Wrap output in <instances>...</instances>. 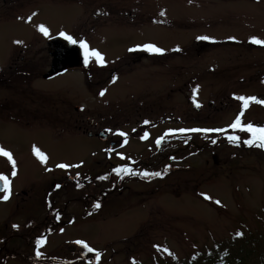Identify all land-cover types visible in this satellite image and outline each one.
<instances>
[{
    "label": "rangeland",
    "instance_id": "rangeland-1",
    "mask_svg": "<svg viewBox=\"0 0 264 264\" xmlns=\"http://www.w3.org/2000/svg\"><path fill=\"white\" fill-rule=\"evenodd\" d=\"M61 32L105 63L92 56L45 79L47 41ZM253 36L264 39V0H0V147L17 174L6 157L0 171L20 191L0 199V247L11 242L0 264H176L235 237L253 252L241 264H260L264 149L227 128L242 110L243 123L264 126V105L236 99L264 100V45ZM118 129L129 131L125 148ZM130 156L161 175L117 180L115 164Z\"/></svg>",
    "mask_w": 264,
    "mask_h": 264
},
{
    "label": "snow or ice",
    "instance_id": "snow-or-ice-1",
    "mask_svg": "<svg viewBox=\"0 0 264 264\" xmlns=\"http://www.w3.org/2000/svg\"><path fill=\"white\" fill-rule=\"evenodd\" d=\"M163 14V13H162ZM33 15H35V13H33ZM29 21H31V16L28 18ZM39 31H41L45 36L49 35V30L44 26V25H38L37 26ZM61 36H65L66 39H68L69 41H71L72 43H77V40H75L72 36L67 35L64 32L60 33ZM198 39H212L210 37H198ZM229 39L235 40V37H229ZM251 41L255 44H259V45H264V39H260L258 37H251L250 38ZM15 43H22V41H16ZM80 46L82 48L85 49V63L87 64L88 62V58L94 56L96 58V60L103 65L105 63L104 59H103V55L95 49L89 50V46L87 44L86 41H79ZM139 47V46H138ZM142 47H144L145 49L149 50V51H153V52H157V53H162L164 50L160 49L158 47H156L155 45L152 44H146L143 45ZM106 91V90H105ZM100 95H104V91H101ZM237 100H240L243 102V109H247L249 106L250 102H256L259 104L264 105V100H258L256 97H246V96H237L236 97ZM196 107H200V104L197 103ZM244 115V111L242 110L240 113L237 114L235 120L229 124L227 126V128H231V129H239L240 131L243 132H247V133H251V139L245 140L244 143L249 145V146H258L262 149H264V126H257L254 125L252 123H243L242 121V117ZM145 123H149L148 121H145ZM227 128H219V129H211V128H204V129H200V128H192V129H179V132H201V133H209V132H226ZM117 134L124 137L127 134L122 132V131H117ZM148 134L145 133L144 137H141L142 139L147 138ZM164 139L163 136H161L160 138L157 139V144H159L162 140ZM227 139L236 144L239 142L240 137L236 136V135H229L227 137ZM126 142V141H125ZM212 143H216V140H213ZM34 151L36 153V155L41 159L42 162H46L47 157L44 153H42L38 148H34ZM0 155H3L4 157H6L12 164V176H15L16 173V161L13 158V155L10 151L5 150L4 148L0 147ZM58 167L60 168H68L70 167V165L67 164H60L58 165ZM115 172L120 173V172H128L130 174H136L132 172V169L130 168H116L114 169ZM145 176L148 175H154V176H160L161 173L160 172H155V173H144ZM0 181H3V196L0 197V199L3 200H8L11 196V180L9 178V176L0 173ZM57 187H59V185H57ZM209 199H211L210 197H207ZM217 203H219V201H217ZM100 205L97 204L96 207H99ZM14 227H18V225H14ZM61 231H63V229H61ZM237 235H243L242 233H237ZM46 241L43 239H38L37 240V244H43ZM77 244H81L83 245L84 248H86L88 250V252H93L95 251V249L91 248L86 242L84 241H76ZM38 256L42 255L41 252L37 251L36 253ZM96 259L97 261H99L100 259V254L97 253L96 255Z\"/></svg>",
    "mask_w": 264,
    "mask_h": 264
},
{
    "label": "water",
    "instance_id": "water-1",
    "mask_svg": "<svg viewBox=\"0 0 264 264\" xmlns=\"http://www.w3.org/2000/svg\"><path fill=\"white\" fill-rule=\"evenodd\" d=\"M48 52L53 57V64L52 68L45 73V78H53L56 75L65 73L68 68L87 65L85 63V51L80 46V43L74 44L66 39L65 36L58 35L48 40ZM1 190H3L2 181H0Z\"/></svg>",
    "mask_w": 264,
    "mask_h": 264
},
{
    "label": "trees",
    "instance_id": "trees-1",
    "mask_svg": "<svg viewBox=\"0 0 264 264\" xmlns=\"http://www.w3.org/2000/svg\"><path fill=\"white\" fill-rule=\"evenodd\" d=\"M245 241L247 240L242 241V239L235 237L233 242L228 241L226 244L212 249L209 253L197 254L196 256H192L191 260H181L180 262H176V264H241L244 258L253 253L247 247ZM236 242H239V244L237 245ZM260 264H264V254L261 255Z\"/></svg>",
    "mask_w": 264,
    "mask_h": 264
},
{
    "label": "flooded vegetation",
    "instance_id": "flooded-vegetation-1",
    "mask_svg": "<svg viewBox=\"0 0 264 264\" xmlns=\"http://www.w3.org/2000/svg\"><path fill=\"white\" fill-rule=\"evenodd\" d=\"M44 79V78H43ZM11 106V105H10ZM210 106L211 107H215V105H213V103H210ZM194 107H196V105L194 106ZM15 108V107H14ZM199 108V107H198ZM15 111H18V109H14ZM13 110V111H14ZM17 114V113H16ZM17 118H18V114H17ZM46 119H47V122H48V117H47V114H46ZM20 120V118H18V121ZM28 120V122H30V118H28L27 119ZM0 121L4 124V119H0ZM11 122H14V121H11ZM92 124L94 125V126H97V127H99V123L98 122H95L94 120H92ZM8 124L6 123V126H7ZM15 126H18V125H15ZM19 127V126H18ZM119 131H122V132H124V133H126L127 135V137H125V139H123L122 141H121V143H120V146L122 147V146H124V148L127 146V144L129 145V144H131V139H129V137H130V135H129V131H127V132H125L123 129H118ZM117 130V131H118ZM101 131H102V129H100V132H98V134L97 135H99V136H101V135H104V134H111V130H109V129H105L103 132V134H101ZM117 131H115L116 133H117ZM100 133V134H99ZM145 139H142V142L144 141ZM126 141V142H125ZM155 141V140H154ZM113 143V145L115 144V142H112ZM120 154V156H121V153H119ZM136 156H130V158L132 159L131 160V162L130 163H127V164H123V163H117V164H115L118 168H130V169H132V172L133 173H136V174H130V173H128V172H120V173H115L114 175H115V178H117V180H119L121 177H124V176H128V177H131V178H134V177H138L139 179L140 178H144L145 177V175H144V173L146 172V171H150V172H152V170L154 169V166H152V165H150V163L149 162H144V163H138L137 162V160L136 159H134ZM5 157L3 156V155H1L0 156V159H4ZM4 161V160H3ZM1 162V161H0ZM5 162V161H4ZM114 165V166H115ZM138 170H141L142 172H141V176H137V175H139L140 174V172H138ZM0 173H3V174H5V175H7V176H9V178H10V174L8 173V172H6V171H0ZM57 185H59V184H57V183H54V187L56 188L57 187ZM59 186H61V187H63V184H61V185H59ZM60 188V187H59ZM116 189H118V188H116ZM122 190V189H121ZM113 191H114V189H113ZM119 191H120V189H119ZM20 191L19 190H17V192H15V189H14V184L13 183H11V196H10V198L8 199V200H11L12 198H13V196L14 197H18V195L20 194L19 193ZM3 194H4V192H3V190L2 191H0V196H3ZM98 203H100L101 204V202H99V201H97ZM46 233H47V231H45V234H44V236H46ZM35 237V236H34ZM36 237L37 238H39L40 239V237H41V235H36ZM31 239V238H30ZM43 239V238H42ZM8 240V239H7ZM5 241L4 243H3V245L0 247V253L1 252H5L6 253V251H9L8 250V248L6 247L7 245H9L11 242H10V240H9V242L8 241ZM7 249V250H6ZM7 262V261H6ZM5 262V260L3 259V262H2V264H7ZM9 264V263H8Z\"/></svg>",
    "mask_w": 264,
    "mask_h": 264
}]
</instances>
